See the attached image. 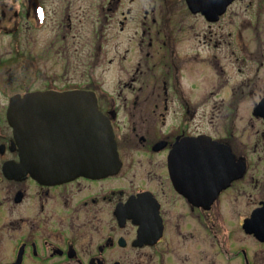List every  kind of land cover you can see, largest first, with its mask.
Here are the masks:
<instances>
[{
    "label": "flooded vegetation",
    "instance_id": "obj_1",
    "mask_svg": "<svg viewBox=\"0 0 264 264\" xmlns=\"http://www.w3.org/2000/svg\"><path fill=\"white\" fill-rule=\"evenodd\" d=\"M239 10L0 0L15 55L0 73V264H264V43L225 34ZM249 10L258 30L264 0ZM106 72L118 87L97 85ZM77 92L96 98L118 166L55 185L12 175L9 100Z\"/></svg>",
    "mask_w": 264,
    "mask_h": 264
},
{
    "label": "water",
    "instance_id": "obj_2",
    "mask_svg": "<svg viewBox=\"0 0 264 264\" xmlns=\"http://www.w3.org/2000/svg\"><path fill=\"white\" fill-rule=\"evenodd\" d=\"M7 120L20 152V163L8 168L12 175L29 174L41 184L54 185L118 165L112 133L90 94L14 97Z\"/></svg>",
    "mask_w": 264,
    "mask_h": 264
},
{
    "label": "rangeland",
    "instance_id": "obj_3",
    "mask_svg": "<svg viewBox=\"0 0 264 264\" xmlns=\"http://www.w3.org/2000/svg\"><path fill=\"white\" fill-rule=\"evenodd\" d=\"M249 0H240V15H239V26L237 29L233 30V28L230 25H226V20L227 17L224 19L225 22V34H233L234 31H236V34H238V32L241 35L242 39L245 40H250V41H261L262 43H264V15L262 14V16L260 17V25H259V29L256 30L254 29V26L252 24V26H248V20L252 19L253 23L256 20V16H255V11L253 10H249L246 14L244 12V9L248 6ZM253 7H256V5L254 4ZM19 34H23V36H25V32H16ZM7 34V33H6ZM6 34H4L3 32H0V73H4L3 71H5V68H8L9 66V62L11 60V57L13 56L15 58V55H13V48L11 45V39L9 38V36H7ZM10 35V34H9ZM41 32H37L35 35V39L39 40L41 39ZM122 38V37H120ZM21 39H23V37H21ZM41 42V41H40ZM38 51H39V47H37ZM258 49V48H256ZM20 51H24L23 47H20ZM37 51V54L39 53ZM8 62V63H7ZM40 79H33L32 82V89L34 88H40L42 87V84H44V81ZM49 80H47L48 82ZM58 81V80H57ZM121 80L118 79L115 75H111L108 74L107 72L104 73L103 77L99 80H97V85H99L102 89H112L115 87L119 86V82ZM58 83V82H57ZM60 84V83H58ZM9 92V91H8ZM7 90L5 92H2L0 90V105L3 104L6 100L7 94H8ZM1 93H3L4 95H1ZM1 107H0V112H1ZM2 114L0 113V117L2 118Z\"/></svg>",
    "mask_w": 264,
    "mask_h": 264
}]
</instances>
